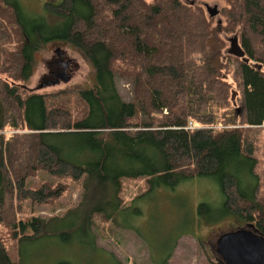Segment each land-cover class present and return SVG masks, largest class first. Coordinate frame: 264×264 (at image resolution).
I'll return each instance as SVG.
<instances>
[{
  "label": "trees",
  "instance_id": "1",
  "mask_svg": "<svg viewBox=\"0 0 264 264\" xmlns=\"http://www.w3.org/2000/svg\"><path fill=\"white\" fill-rule=\"evenodd\" d=\"M200 1L58 0L44 7L56 19L49 23L23 15L15 0H0V226L15 238L18 255L12 262L0 244V264H42L28 248L44 237L64 242L83 234L96 248L94 216L120 228L117 218L127 211L124 179H146V195L210 179L222 195L214 219L250 222L259 214L263 231L252 135L264 121V0H225V25L207 19ZM232 34L248 63L224 51ZM51 41L68 44L94 72L93 85L77 92L76 114L25 92L35 54ZM117 74L132 78V101L119 96ZM228 80L237 84L239 113ZM191 121L195 129H185ZM39 172L81 182L79 202L61 217L7 222L9 202L62 196L61 185L26 187ZM206 207L198 205L197 217L207 222ZM73 215V225L63 227Z\"/></svg>",
  "mask_w": 264,
  "mask_h": 264
},
{
  "label": "rangeland",
  "instance_id": "2",
  "mask_svg": "<svg viewBox=\"0 0 264 264\" xmlns=\"http://www.w3.org/2000/svg\"><path fill=\"white\" fill-rule=\"evenodd\" d=\"M15 1L20 4L23 15L30 18L44 16L49 23H55L56 19L47 14L44 7L47 3L58 0ZM199 4L216 6L218 9L216 17L210 19L203 7L205 16L214 25L217 23L225 25V14L230 8L225 0H202ZM234 35L225 36L230 39L235 37ZM229 47L228 42L224 51L226 52ZM57 49L74 61V66L69 72L71 79L67 83L61 82L48 86L42 80L46 78L48 69L52 67V60L58 58L55 52ZM224 60L225 58H223ZM230 67L233 68L232 65ZM114 81L119 96L124 101H132V78L117 74ZM228 81L232 86L230 92L238 93L237 84L231 80ZM93 83L94 72L85 59L68 44L51 41L35 54L34 72L25 85V92L50 96L51 103L54 105L64 104L73 114H76V106L79 110L82 109V106L76 103L77 92L90 88ZM238 97L239 93L236 96V101ZM238 106L236 105V107ZM164 113L166 112L164 111ZM141 120L143 121V118ZM187 127V130L195 129L192 121L188 123ZM213 127L224 128L220 124ZM261 129L252 135V145L254 155L259 163L256 169L260 176L258 200L263 204L262 210H264V128L261 127ZM145 180H122L120 198L123 202L122 207L127 208V211L117 218L120 228L103 221L99 216H94L92 229L96 248L111 255V258L121 264H159L158 262H161L163 257H168V264H222L215 251L217 239L224 233L244 226L245 223L232 216L219 220H217L218 218L214 219L213 210L217 209L222 201L217 184L210 179H194L181 183L174 189L156 188L146 195L148 188ZM43 183L52 187L63 186L62 196L44 204H35L29 201H21L20 204L9 202L5 216L7 222L13 223L20 219L25 221L33 216L42 219L61 217L69 209L74 208L80 200L82 184L70 178H53L39 172L26 181V187L36 189ZM141 195L142 197H139ZM137 197L139 198L135 199ZM202 203L207 206L204 212L212 214L207 222L197 217V207ZM258 215L253 218L252 223L258 224L260 221ZM75 216L70 217L63 227L73 225ZM262 219L261 222L264 224V217ZM56 228L57 225L54 224L49 230ZM87 238L83 237V234H75L63 242L58 237H44L28 250L31 251L30 256L42 264H54L59 258L70 261L71 264H115L111 260L108 261L101 257L103 253H99L94 245L87 243ZM0 244L5 246L11 261L16 262L18 257L16 240L5 226H0Z\"/></svg>",
  "mask_w": 264,
  "mask_h": 264
},
{
  "label": "water",
  "instance_id": "3",
  "mask_svg": "<svg viewBox=\"0 0 264 264\" xmlns=\"http://www.w3.org/2000/svg\"><path fill=\"white\" fill-rule=\"evenodd\" d=\"M193 4V2H191ZM205 11L208 17L214 18L218 15V9L216 6L210 7L208 4H204ZM229 48L226 53L242 59L243 62L248 63L249 59L245 57V53L240 47L237 37L228 39ZM60 49L55 52L59 53ZM65 64V68L67 65ZM261 69V66H258ZM60 80L63 83L69 82L71 75H67L65 71ZM60 78V77H59ZM55 84H48V86ZM237 92L231 93L230 100L235 107L236 112L239 113L240 108L236 107ZM249 227V226H248ZM236 229L222 234L216 241V253L221 258L224 264H264V237L260 234L258 229Z\"/></svg>",
  "mask_w": 264,
  "mask_h": 264
},
{
  "label": "flooded vegetation",
  "instance_id": "4",
  "mask_svg": "<svg viewBox=\"0 0 264 264\" xmlns=\"http://www.w3.org/2000/svg\"><path fill=\"white\" fill-rule=\"evenodd\" d=\"M57 57H58L57 59H53L52 60V62H51V66L52 67L50 69H48V74H46V78H44L42 80V81H45L46 85H48L49 83L50 84H55V85L61 83L62 81L60 79L62 77H64L63 76V74H64L63 71H65L67 75H70L69 72H70L71 68L74 66V61L72 59L67 58L63 53H60V52L57 53ZM68 62H69V64L65 68V64L68 63ZM244 223H245L244 226L239 227V228H235V229H233L231 231H235L236 229H240V228L252 230L251 226H253V228L254 229L255 228L258 229L260 234L264 237V230L261 231L260 227H258V224L252 223V221L244 222ZM215 251H216V248H215ZM219 261L222 264H224L220 257H219Z\"/></svg>",
  "mask_w": 264,
  "mask_h": 264
},
{
  "label": "built area",
  "instance_id": "5",
  "mask_svg": "<svg viewBox=\"0 0 264 264\" xmlns=\"http://www.w3.org/2000/svg\"><path fill=\"white\" fill-rule=\"evenodd\" d=\"M264 128V121H263V123L260 125V128ZM188 127H186L185 129H187Z\"/></svg>",
  "mask_w": 264,
  "mask_h": 264
}]
</instances>
